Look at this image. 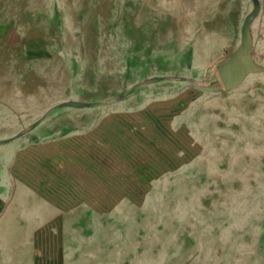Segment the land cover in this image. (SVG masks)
<instances>
[{"label": "rangeland", "instance_id": "374dc122", "mask_svg": "<svg viewBox=\"0 0 264 264\" xmlns=\"http://www.w3.org/2000/svg\"><path fill=\"white\" fill-rule=\"evenodd\" d=\"M236 2L0 0L31 52L0 79V264H264V2ZM248 17L261 69L225 89Z\"/></svg>", "mask_w": 264, "mask_h": 264}, {"label": "crops", "instance_id": "0c3cea01", "mask_svg": "<svg viewBox=\"0 0 264 264\" xmlns=\"http://www.w3.org/2000/svg\"><path fill=\"white\" fill-rule=\"evenodd\" d=\"M257 1L258 2L261 1V3L264 2V0H237L234 6L237 8L254 6L255 2ZM238 12H241V9ZM216 14L217 16H219L222 15V12L219 11ZM216 20L220 21V19H216ZM23 37L21 43L16 42V46H13L15 44V41H12L11 39L10 42V36H9V30L7 24L5 22H0V72H2L0 74V79L4 81L5 79L8 80L7 76L5 75L6 71L24 70V69L28 70L29 68L31 52H30V47L27 45L28 43L24 42ZM240 45L241 44L238 45L237 49L239 48ZM236 51L237 50L235 49V51L232 54H234ZM225 52H227V48L223 47V53ZM8 77L10 79H13V74H10Z\"/></svg>", "mask_w": 264, "mask_h": 264}, {"label": "water", "instance_id": "95a60500", "mask_svg": "<svg viewBox=\"0 0 264 264\" xmlns=\"http://www.w3.org/2000/svg\"><path fill=\"white\" fill-rule=\"evenodd\" d=\"M248 24L249 17L242 29L241 45L227 61L220 63L218 73L225 89L239 84L249 72L261 69L253 63L252 39L248 33Z\"/></svg>", "mask_w": 264, "mask_h": 264}]
</instances>
